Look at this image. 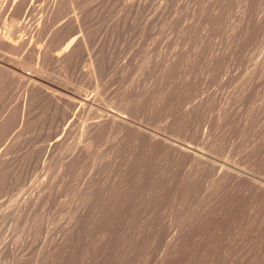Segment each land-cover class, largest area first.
<instances>
[{"label":"rangeland","instance_id":"rangeland-1","mask_svg":"<svg viewBox=\"0 0 264 264\" xmlns=\"http://www.w3.org/2000/svg\"><path fill=\"white\" fill-rule=\"evenodd\" d=\"M54 1L0 0V264H264V0Z\"/></svg>","mask_w":264,"mask_h":264},{"label":"bare ground","instance_id":"bare-ground-1","mask_svg":"<svg viewBox=\"0 0 264 264\" xmlns=\"http://www.w3.org/2000/svg\"><path fill=\"white\" fill-rule=\"evenodd\" d=\"M70 2H71V0H70ZM60 3V2H59ZM5 4V3H4ZM47 4H48V0H47ZM56 4H57V2H56ZM65 4V3H64ZM70 4H72V3H70ZM50 5H52V7L55 5V1L54 0H51V3H50ZM72 6V5H71ZM52 7H50V8H52ZM53 8H55V7H53ZM52 8V9H53ZM61 8H62V6H61ZM60 8V9H61ZM64 9V8H63ZM63 9H61L62 11H64ZM82 9V8H81ZM54 10V9H53ZM80 12V11H79ZM41 17V16H40ZM48 17V16H47ZM43 18V17H42ZM11 28V27H10ZM9 28V29H10ZM14 28V27H13ZM6 30H8V28L6 29ZM12 30H14V29H12ZM0 38L3 40V37H2V35H0ZM4 41V40H3ZM10 41V40H9ZM7 44V43H6ZM10 45V44H9ZM4 66V65H3ZM5 67V66H4ZM9 68V67H8ZM11 68V67H10ZM18 68V67H17ZM15 70V69H14ZM13 70V71H14ZM92 73V72H91ZM17 76V75H16ZM33 76V75H32ZM37 76V75H36ZM31 77V76H30ZM30 77L28 76L27 78H29L30 79ZM32 78V77H31ZM32 80H33V78H32ZM41 81V80H40ZM43 86V85H42ZM55 86V85H54ZM57 88H59V87H57ZM55 90V89H54ZM62 90V89H61ZM48 91V90H47ZM64 91V90H63ZM64 93V92H63ZM66 93H68L67 91H66ZM66 95V94H65ZM74 94H72V96H73ZM59 96H63V95H59ZM71 96V97H72ZM77 97V96H76ZM72 98H75V97H72ZM70 99V98H69ZM68 98L66 99V100H69ZM70 100H72V99H70ZM74 100V99H73ZM58 101V100H57ZM61 101V100H60ZM74 102V101H73ZM76 102V101H75ZM64 103V102H63ZM70 104V103H69ZM93 110V109H92ZM103 112V111H102ZM91 113V112H90ZM104 116H105V121L107 122H110V121H112L113 123L115 122V121H117V122H119V123H121V122H124L125 121V119H124V117L123 116H121V115H119V114H117V113H104L103 114ZM101 116V115H100ZM91 120H93V119H91ZM92 122V121H91ZM112 122H110V123H112ZM98 122H96L95 124H97ZM112 123V124H113ZM92 124H93V122H92ZM122 124V123H121ZM127 123L125 122V125H126ZM129 124V123H128ZM113 126V125H112ZM84 127L87 129V127H88V129H89V124H87V127H86V125H84ZM87 133V132H86ZM90 135V134H89ZM176 150V149H175ZM180 150V149H179ZM178 150V151H179ZM181 151H182V149H181ZM180 151V152H181ZM179 153V152H178ZM192 153V152H191ZM193 154V153H192ZM194 155V154H193ZM198 158V157H197ZM202 161V160H201ZM228 171V170H227ZM230 171V170H229ZM225 175V174H224ZM223 177V176H222ZM259 186V185H258ZM262 186V185H261ZM264 188V187H263ZM258 189V188H257ZM259 189H261V187H259ZM263 190V189H262ZM261 191V190H260Z\"/></svg>","mask_w":264,"mask_h":264}]
</instances>
